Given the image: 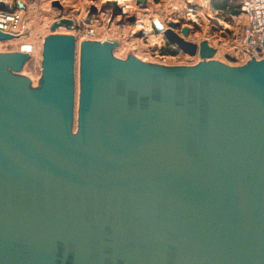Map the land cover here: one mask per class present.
Here are the masks:
<instances>
[{
    "label": "water",
    "instance_id": "water-1",
    "mask_svg": "<svg viewBox=\"0 0 264 264\" xmlns=\"http://www.w3.org/2000/svg\"><path fill=\"white\" fill-rule=\"evenodd\" d=\"M73 26L51 27L37 87L29 54L0 53V264H264V58L212 60L170 21L201 62L83 41L77 96Z\"/></svg>",
    "mask_w": 264,
    "mask_h": 264
},
{
    "label": "built area",
    "instance_id": "built-area-1",
    "mask_svg": "<svg viewBox=\"0 0 264 264\" xmlns=\"http://www.w3.org/2000/svg\"><path fill=\"white\" fill-rule=\"evenodd\" d=\"M55 1L62 6V9L52 6ZM202 1L212 0H166L167 9L162 11L161 16L156 15L145 20L140 12L148 10L151 0H127V2L118 3L120 6L118 14L115 13L114 8L104 7L105 2L101 5H89L85 17H83L82 0H0L4 4V8L0 9V31L12 36L21 35L13 39H16L19 45L16 51L29 54V61L24 68L30 66L31 73L27 77L30 78L34 87L38 86L42 74L44 39L52 34L53 24L61 20H72L74 26L70 29L64 27V30L79 28L86 41H117L119 46L124 43L120 36L122 29L128 25L134 26L131 42L134 51L139 47V42L150 41L152 36L156 37L155 33L164 34L169 29L168 23L173 21L179 24V27L173 30L174 33L186 41L198 46L202 41H208L209 45L215 49L212 60L233 66H243L252 60L259 61L264 58V0H232L238 2L239 11L237 14H229L231 19L228 21L221 19L224 22L222 25L216 22L217 18L205 14ZM37 3L41 5L38 6ZM159 5L158 3L157 6ZM92 6L96 7L95 13L91 11ZM40 13L43 16L40 17ZM131 18H135L134 23L129 22ZM155 21L163 24L162 31L156 30ZM37 23L41 24V29H44L47 35L36 39V34L33 35L32 31L34 32L37 28ZM184 28L189 30L188 35L183 33ZM200 31H203L207 37L192 38L196 32ZM138 33H140L139 36ZM1 43L16 45L9 41ZM168 43L169 50L166 49L165 44L162 46L160 43H150V48L146 50L147 55L156 58L150 63L165 66H192L202 61L199 51L191 56L177 45L169 41ZM24 45H29L26 50ZM181 55L186 57L187 62L178 61Z\"/></svg>",
    "mask_w": 264,
    "mask_h": 264
},
{
    "label": "rangeland",
    "instance_id": "rangeland-1",
    "mask_svg": "<svg viewBox=\"0 0 264 264\" xmlns=\"http://www.w3.org/2000/svg\"><path fill=\"white\" fill-rule=\"evenodd\" d=\"M128 1H131V0H128ZM104 2L107 3V2H109V0H82L81 4L83 5V9H84L83 17L86 16L87 8L89 5H101ZM221 2H223V0H212L210 2L209 1H202V4H204V6H205L204 7L205 14H209L214 18H219V19L224 18L226 21H228L231 19L229 12L225 11V10L224 11L217 10L215 7L216 4H219ZM45 3L46 2H44V4ZM158 3L160 4L159 6H157ZM37 4H38V6L41 5L40 3H37ZM229 5L238 6V2L230 0ZM166 9H167L166 0H151V2L148 5V10L147 11H141L140 14L145 20H147L150 17H155L156 15L161 16L162 11L163 10L166 11ZM39 16L41 17V16H43V14L40 13ZM163 16H165V15H163ZM36 25H37V28L34 29V32L32 31L33 35L36 34V39L38 37H43V36L47 35L46 31L44 29L43 30L41 29V24L38 25V23H37ZM133 28H134V26L128 25V26H126V28L122 29L120 36H121V38H123L124 43L122 44V46L120 45L114 51V53L117 56L127 55V54H133L134 55V53H133L134 49L131 47V42L133 41V38H132ZM56 32L58 34L74 35L78 40V44H80L83 41H86L83 37L82 30H80L79 28H76L75 30H59L58 29ZM159 34L160 33H155L156 37L150 38V41L144 40L142 42H139V47L137 49H135V51H134L135 55L140 57L141 60L145 59V61H148V62L154 61L156 59L155 56L147 55V52H146V50L150 48V43H152V44L160 43L162 46H164V44H165L166 49L169 50L170 45L168 43V40L165 38V35L164 34L159 35ZM202 37L206 38L207 35L204 34L203 31H200V32H196L192 38L200 39ZM12 43L15 44L16 41H12ZM15 46L0 42V53H8V52L16 51V49H17V47H19V45L16 43ZM24 46H29V45H24ZM163 49H164V47H163ZM180 57L181 58L178 61L183 60V62H187L185 60L186 57H184L182 55ZM79 63H80V45H79L78 50H77V58H76L77 96L79 94ZM30 73H31L30 66H27L22 71V74L25 76L30 75Z\"/></svg>",
    "mask_w": 264,
    "mask_h": 264
},
{
    "label": "trees",
    "instance_id": "trees-1",
    "mask_svg": "<svg viewBox=\"0 0 264 264\" xmlns=\"http://www.w3.org/2000/svg\"><path fill=\"white\" fill-rule=\"evenodd\" d=\"M230 0H223V2L216 4L215 7L217 10L221 11H228L229 14H237L239 11V5L238 6H231L229 5Z\"/></svg>",
    "mask_w": 264,
    "mask_h": 264
},
{
    "label": "bare ground",
    "instance_id": "bare-ground-1",
    "mask_svg": "<svg viewBox=\"0 0 264 264\" xmlns=\"http://www.w3.org/2000/svg\"><path fill=\"white\" fill-rule=\"evenodd\" d=\"M110 1V0H109ZM111 1H115V2H117V3H121V2H124V1H126L127 2V0H111ZM216 22L218 23V24H220V25H222V24H224V22L221 20V19H219V18H217L216 19ZM163 25V24H162ZM164 27V26H163ZM59 30H64V27H60V28H58ZM57 29V30H58ZM56 30V31H57ZM153 37V36H152ZM151 37V38H152ZM12 41H17L16 39H11V40H9V43H11V44H14V43H12ZM79 45L80 44H78V47H79ZM28 46H25V49L24 50H26V48H27ZM137 56V55H136ZM138 57V56H137ZM138 58H140V57H138Z\"/></svg>",
    "mask_w": 264,
    "mask_h": 264
}]
</instances>
